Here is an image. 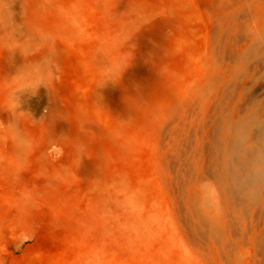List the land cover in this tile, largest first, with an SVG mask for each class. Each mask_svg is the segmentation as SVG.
<instances>
[{
	"label": "rangeland",
	"instance_id": "obj_1",
	"mask_svg": "<svg viewBox=\"0 0 264 264\" xmlns=\"http://www.w3.org/2000/svg\"><path fill=\"white\" fill-rule=\"evenodd\" d=\"M221 119L259 146L264 0H0V264H264V202L233 224L211 169Z\"/></svg>",
	"mask_w": 264,
	"mask_h": 264
},
{
	"label": "bare ground",
	"instance_id": "obj_2",
	"mask_svg": "<svg viewBox=\"0 0 264 264\" xmlns=\"http://www.w3.org/2000/svg\"><path fill=\"white\" fill-rule=\"evenodd\" d=\"M221 121L222 122L218 124V127H216L215 130L214 136L216 144L212 148L213 151L211 149V154L213 153V158H211L214 164L211 169L213 171V175H215L216 177L215 179L218 178L219 180H221V178H226V180H232V182L229 183L228 186H225L228 191V195L225 194V191L223 190V194H225V196L222 198V205L223 207H226L228 204L229 206L230 204L232 205L233 212L235 213L232 212L233 218L231 219L232 223L236 224L238 220L242 218V216H245L246 214L250 213V210L253 205L258 203L262 205V203L264 202V196L254 198L252 196H249V194L247 195L243 191L244 178L248 179L252 175H256V177L260 175L261 179L259 181V186L261 192H264V127H262L260 130L259 146L257 148L250 149L244 146L242 147L241 142L238 140L237 137H233L230 142H228L227 134L229 128L227 126V122L224 119H221ZM221 154L225 157H221ZM225 154H228L227 156L230 155L231 157H233L234 161L228 159ZM251 158H256L261 162L259 168L257 166L256 168L255 166L254 168H252ZM226 180L224 179L225 183ZM220 184V187L224 186H222V183ZM185 208L187 209V213L185 214L186 216H184L187 217V222L189 224L187 228L190 227L192 229L191 231L194 232V235H196L198 238H201L202 236H207V238H209L207 241H209L210 239H212V241H219L218 239L222 238V235L220 233H213L211 230H209L208 225L196 209L195 201L187 195ZM260 239V241H262L264 244V235H262Z\"/></svg>",
	"mask_w": 264,
	"mask_h": 264
}]
</instances>
